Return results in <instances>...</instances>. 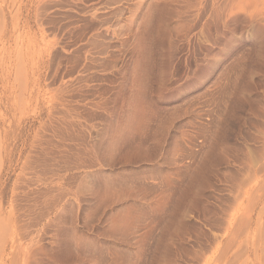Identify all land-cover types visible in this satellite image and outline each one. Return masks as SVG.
<instances>
[{
  "label": "rangeland",
  "instance_id": "rangeland-1",
  "mask_svg": "<svg viewBox=\"0 0 264 264\" xmlns=\"http://www.w3.org/2000/svg\"><path fill=\"white\" fill-rule=\"evenodd\" d=\"M0 264H264V0H0Z\"/></svg>",
  "mask_w": 264,
  "mask_h": 264
}]
</instances>
